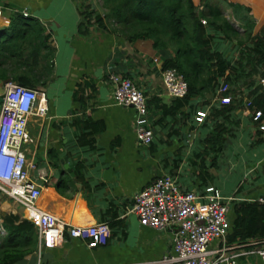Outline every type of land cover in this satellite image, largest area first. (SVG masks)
<instances>
[{"label":"crops","instance_id":"0c3cea01","mask_svg":"<svg viewBox=\"0 0 264 264\" xmlns=\"http://www.w3.org/2000/svg\"><path fill=\"white\" fill-rule=\"evenodd\" d=\"M90 1L92 8L102 14ZM193 1L198 6L199 0ZM225 1L243 8L255 23V31L264 23V0ZM81 2L0 0V30L7 29L10 15L17 13L24 19L38 20L49 36L50 54L42 62L50 68L47 77L42 78L46 83L32 87L44 92L47 113L31 117L27 127L30 143L26 158L33 166L29 176L42 187L36 208L66 226L106 223L109 227L111 222L112 227L105 243L95 248H89L86 241L67 237L60 246L45 248L40 246L36 233L34 248L13 264H159L162 256L172 250L173 232L140 225L131 212L133 196L155 178L171 176L182 190L197 194L212 187L224 198L263 199L264 137L255 133L243 111V91L234 121L226 125L228 133L222 151L208 154L203 141L213 131L209 111L220 106L217 93L213 95L209 89L193 98L175 117L163 116V107L167 108L173 99L166 94L160 73L163 62L172 57L171 50H155L150 40L129 43L112 34L111 25L108 29L89 26L87 34H80ZM230 49L228 43L220 47L226 54ZM109 74L130 79L143 92L153 132L149 145L137 142L133 108L114 103ZM198 111L208 112L201 123L195 121ZM76 121L90 122L88 128L95 130L87 137L90 144L78 146ZM40 173L46 182L39 179ZM233 173L235 182L227 187L223 178ZM78 175L82 179L78 180ZM249 179V186H243ZM60 184L66 187L63 194L58 192ZM7 199L9 202L0 209L28 221L25 210ZM254 248H264V244L226 250L217 242L209 246L213 259L221 254H240L234 264H264L257 255H245Z\"/></svg>","mask_w":264,"mask_h":264},{"label":"trees","instance_id":"16d2710c","mask_svg":"<svg viewBox=\"0 0 264 264\" xmlns=\"http://www.w3.org/2000/svg\"><path fill=\"white\" fill-rule=\"evenodd\" d=\"M99 1L102 14L92 8L90 0H82L78 7L80 34H87L89 26L108 29L111 25L110 32L129 43L150 40L155 50H171L172 57L163 62L161 70L175 69L187 84V94L173 99L167 108L163 107V116L175 117L193 98L209 89L216 95L222 84L229 86L230 104L214 106L209 111L213 131L203 141L208 154L222 151L228 133L226 125L234 121L241 94L245 92V97L251 99L256 108H264V93L259 84L264 78V24L253 34L252 19L228 4L226 7L232 8L233 20L240 23L243 31L240 33L225 18L223 9L210 3L212 0H199L198 6L193 0ZM10 19L9 27L0 30V83L11 80L29 88L45 85L46 79L42 78L47 77L50 68L42 62L50 54L49 36L44 34L38 20L24 19L17 13H12ZM217 43L220 47L228 43L233 51L229 55L221 52L220 47H215ZM46 50L48 52L43 54ZM74 124L79 133L78 146L90 144L87 137L95 133L88 128L90 122ZM202 158L199 161L203 165ZM76 168L79 169L80 164ZM77 177L82 179L80 175ZM65 189L64 185H58L60 194ZM230 212L228 247H256L264 242V198L263 202L235 200ZM1 219L5 237L0 244V264H13L34 248L36 232L30 222L16 214H4ZM109 227H112L111 222Z\"/></svg>","mask_w":264,"mask_h":264},{"label":"built area","instance_id":"2783aa9c","mask_svg":"<svg viewBox=\"0 0 264 264\" xmlns=\"http://www.w3.org/2000/svg\"><path fill=\"white\" fill-rule=\"evenodd\" d=\"M201 23L206 24L204 20ZM160 75L164 90L170 98L186 96L187 84L175 69L161 70ZM108 81L113 87L114 103L131 107L135 111L134 132L138 144L149 145L153 132L143 92L130 79L117 74H109ZM259 84L264 93V78ZM1 88L0 194L25 210L24 218L33 225L42 247L60 246L66 237L86 241L89 248L105 243L110 234L106 223L88 227L66 226L54 216L36 208L35 203L42 187L29 176L33 166L26 158L27 144L30 143L27 127L31 117L46 115V97L44 92L11 80L1 83ZM228 90L227 84L218 87L220 105L230 104ZM243 111L253 124L255 133L264 137V108H256L253 101L245 97ZM207 116L208 112L198 111L195 121L201 123ZM39 179L46 182L41 173ZM235 200L237 199L234 197H222L212 187L205 188L201 194L182 190L171 176H161L133 196L131 212L137 216L142 226L173 232L172 250L162 256L159 264H234L240 254H221L213 259L209 246L217 242L223 250L229 249L226 245L230 229L229 212ZM258 201L263 202V199ZM4 237L5 231L0 225V243ZM263 244L264 242L261 245ZM248 254L257 255L264 262V248H254L245 253Z\"/></svg>","mask_w":264,"mask_h":264},{"label":"rangeland","instance_id":"374dc122","mask_svg":"<svg viewBox=\"0 0 264 264\" xmlns=\"http://www.w3.org/2000/svg\"><path fill=\"white\" fill-rule=\"evenodd\" d=\"M92 2H93V5H94V7L96 8V10L97 11H103V9H102V6H101V2L99 1V0H92ZM210 3L211 4H213V5H216V6H218L219 8H221L222 7V9H223V13H224V16H225V18L226 19H228L230 22H231V24L233 25V27L234 28H236V29H238L239 30V32L240 33H242L243 31L239 28V24L236 22V21H234L233 20V18H232V15H230V10H232V8H227L226 7V5H228V2L227 1H225L224 2V0H212V1H210ZM220 3H222V5L220 4ZM224 3V4H223ZM226 7V8H225ZM243 10V8H239V11L241 12V13H246V12H244V11H242ZM249 16V15H248ZM250 17V16H249ZM234 21V22H233ZM264 24V23H263ZM262 24V25H263ZM260 24H258V26H259ZM262 25L260 26V28L262 27ZM259 28V29H260ZM259 29L258 30H254L253 31V34H256V33H258V31H259ZM228 50V49H227ZM233 51V49H230V52H232ZM230 52H228L227 54L229 55V53ZM224 179V182L226 183V186L227 187H230L232 184H234V182H235V179H236V174L235 173H233L232 175H231V177H229L228 179H225V177L223 178ZM250 179L249 180H247L244 184H243V186H246V185H248L249 186V184H250ZM1 196V195H0ZM9 202V200L7 199V198H5V197H0V206L2 207V204H4L5 205V202ZM0 207V208H1ZM4 214H9V211L7 210V209H5V208H2V209H0V225L2 226V219H1V217L4 215ZM229 216L231 217L232 216V214L231 213H229ZM2 229H3V227H2ZM4 230V229H3Z\"/></svg>","mask_w":264,"mask_h":264}]
</instances>
